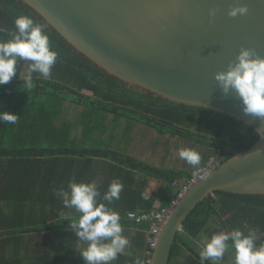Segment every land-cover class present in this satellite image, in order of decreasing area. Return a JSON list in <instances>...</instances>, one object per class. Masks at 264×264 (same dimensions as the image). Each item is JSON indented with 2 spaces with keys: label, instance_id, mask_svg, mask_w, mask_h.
<instances>
[{
  "label": "water",
  "instance_id": "95a60500",
  "mask_svg": "<svg viewBox=\"0 0 264 264\" xmlns=\"http://www.w3.org/2000/svg\"><path fill=\"white\" fill-rule=\"evenodd\" d=\"M108 75L157 97L230 116L255 130L264 119L245 114L234 91L214 74L242 47L264 57V0H18ZM245 15L230 16L236 4ZM215 9V15L209 10ZM220 162L190 185L161 227L149 264H169L185 219L216 191L264 194V138Z\"/></svg>",
  "mask_w": 264,
  "mask_h": 264
},
{
  "label": "trees",
  "instance_id": "16d2710c",
  "mask_svg": "<svg viewBox=\"0 0 264 264\" xmlns=\"http://www.w3.org/2000/svg\"><path fill=\"white\" fill-rule=\"evenodd\" d=\"M21 14L31 15L36 22L45 26L50 48L57 53V59L52 66L51 75L49 77L34 75L31 87L24 84V77H21L25 60L18 59L17 74L7 84L0 85V110L19 115L15 124L0 122V203L5 204H1L0 208V264H35L32 255L40 254L37 248H28L25 245L26 226L35 218L26 215H36L32 211V204H41L43 201L34 200L33 196L15 199L12 191L22 189L20 178L26 172L41 174V160L44 157L58 155L64 151L67 154L75 153L68 148L72 129L70 124H64L67 130L65 133L67 139L64 141L54 138L62 135L52 136L48 131L56 128L55 121L64 101L103 111L134 113L164 132L180 133L185 137H192L199 143L206 139L220 142L222 162L234 155V151L224 145L231 146L235 151H245L258 140L259 136L253 128L230 116L203 107L178 104L152 93L128 87L76 52L21 1L0 0V37L11 38L12 33L16 31L14 19ZM83 90L91 91L92 94H86ZM225 135L228 138H225ZM104 154L111 155L112 151H106ZM147 168L158 171L167 179L178 178L173 171L150 166ZM37 177L38 175L34 177L35 180ZM35 187V184H29L30 190ZM154 209L162 208H152L143 213ZM40 215L42 216L41 212ZM213 218L223 224L217 223L213 229L215 234L226 227L228 231L241 229L245 234L249 229H255L256 233H261L258 242L264 244V194L216 191L191 211L184 221L182 231L190 239H196L209 229ZM40 221L41 219L38 223ZM125 222L131 226H147L148 229L150 227L147 221L138 223L126 216ZM63 223L69 224L67 221ZM41 230L42 227L39 231ZM182 238L179 232L173 244L169 264H172V259L179 255L184 246L192 252L195 251L191 248V243L187 244L182 240L183 245H180ZM183 264L201 262L189 256Z\"/></svg>",
  "mask_w": 264,
  "mask_h": 264
},
{
  "label": "crops",
  "instance_id": "0c3cea01",
  "mask_svg": "<svg viewBox=\"0 0 264 264\" xmlns=\"http://www.w3.org/2000/svg\"><path fill=\"white\" fill-rule=\"evenodd\" d=\"M87 92L92 94L91 91ZM99 110L100 112H95V108L64 101L62 110L55 121L56 128L48 131L52 136L62 135V137L54 138L64 141L67 139L64 124H70L72 129L68 148L75 153L67 154L64 151L58 155L44 157L41 160V174L26 172L20 178L22 189L12 191L15 199L33 196L32 199L43 201L40 202L41 204H32V211L36 213L34 216H38L41 212L43 219L38 223L40 219L32 218V223L29 222L26 226L25 245L28 248H37L40 253L32 255L35 264H86L83 257L77 253L86 248L87 243L80 240L75 231L70 228V224L78 219L80 214L74 208L65 207L62 198L57 195L61 189L68 191L69 182L72 180L95 182L100 192V202L118 212L121 217L122 235L126 236L130 242L126 249L128 254L118 255L111 264H134V258L137 256L143 263L149 262L151 248L148 243L150 236L148 227L131 226L125 222V216L127 217L130 211L141 214L152 208L171 205L180 191V188L173 186L172 182L189 178L211 157H214L210 151L201 158L197 167H182L180 164L184 160L179 157V149L183 147L196 150L198 148L204 152L203 145L199 146L192 137H185L171 131L164 132L137 114ZM95 135L111 138V147L102 148L97 140L94 145H90ZM85 142L86 145H84ZM94 151L100 153H94ZM106 151H112V154H104ZM147 166L173 171L178 178H164L161 173ZM37 175L35 180L34 177ZM113 180L122 182L123 189L120 198L109 204L103 201L102 197ZM30 183L36 185L35 189H29ZM63 221L69 224L66 225ZM217 223L223 225L218 219L213 218L209 229L202 232L196 239H190L184 231H181L183 238L180 245H183L182 240L187 244L191 243V248L195 251L192 252L184 246L171 263L183 264L189 256L200 261V242L205 236L210 238L215 234L213 229ZM41 227L42 230L39 231ZM226 228L219 232H228ZM255 242L258 246L260 245L258 238H255ZM227 251L219 264H235V250L233 258L228 257ZM204 264H212V261H205Z\"/></svg>",
  "mask_w": 264,
  "mask_h": 264
},
{
  "label": "clouds",
  "instance_id": "9594fccd",
  "mask_svg": "<svg viewBox=\"0 0 264 264\" xmlns=\"http://www.w3.org/2000/svg\"><path fill=\"white\" fill-rule=\"evenodd\" d=\"M247 4L240 3L229 9V15H245ZM210 9V15H215ZM16 31L7 41L0 40V85L7 84L17 74L18 59L30 61L24 84L31 87L33 73L44 77L51 75L57 53L50 48L45 26L36 22L31 15L21 14L14 19ZM214 79L225 94L234 91L241 100L245 114L264 119V57L254 49L242 47L234 63L226 70L217 71ZM19 115L7 110H0V122L15 124ZM256 134L264 138V127H256ZM179 157L189 165L197 167L201 162L199 153L193 149L180 148ZM222 162V161H221ZM69 190L61 189L57 195L62 198L65 207L74 208L79 213L78 219L70 224L76 236L87 243L80 254L86 264H111L118 255L128 254L129 240L122 235L120 215L105 203L100 202V192L95 182H76L72 180ZM122 182L113 180L102 200L109 204L120 198ZM256 230L249 229L247 234L241 229L205 236L201 240L200 261H212L218 264L231 246L235 250V264H264V244L255 242ZM229 241L231 245H229ZM134 264H143L140 257L134 258Z\"/></svg>",
  "mask_w": 264,
  "mask_h": 264
},
{
  "label": "built area",
  "instance_id": "2783aa9c",
  "mask_svg": "<svg viewBox=\"0 0 264 264\" xmlns=\"http://www.w3.org/2000/svg\"><path fill=\"white\" fill-rule=\"evenodd\" d=\"M221 160H217L215 157H211L206 164L198 171H195L189 178H184L183 181L175 180L172 182L173 186L179 187L180 191L177 195V198L174 202L162 209H154L151 212L137 214L136 212L130 211L127 213V217L131 220L137 221L141 223L143 221H147L150 223L149 232L150 236L148 238V243L150 248H153L156 244L157 236L161 230V227L165 224L171 213L173 212L174 208L180 202V200L184 197V195L189 190L190 185L197 183L198 181L202 180L206 177L208 173L215 168ZM152 254L149 253L150 257ZM150 260V259H149Z\"/></svg>",
  "mask_w": 264,
  "mask_h": 264
},
{
  "label": "rangeland",
  "instance_id": "374dc122",
  "mask_svg": "<svg viewBox=\"0 0 264 264\" xmlns=\"http://www.w3.org/2000/svg\"><path fill=\"white\" fill-rule=\"evenodd\" d=\"M0 40L7 41L8 39L7 38L0 37ZM30 63H31L30 61H26V60L24 61V63H23V70L21 72V77H25V75L27 74V71H28V68H29ZM32 75H33V77H35L34 75L37 76V75H42V74H39V73L34 72ZM83 92H85L86 94H91V93L87 92L86 90H83ZM95 112H100V110L99 109H95ZM193 130H194V128H193ZM194 135L198 136L197 134H194ZM224 137L225 138H228L227 135H225ZM98 138H99V140H98ZM110 139L111 138H109V137H103L101 135H95L94 136V140H93L92 143H90V145H94L96 143L95 140H97L98 141V145L100 147H102V148L111 147V142L112 141ZM195 142L199 146H202L203 145V150H205L204 152H201L198 148L195 150V151H197L199 153V155H200L201 158H203V156L207 155L208 152L211 151L210 154H212L218 160H221L222 161V157L223 156H221V154H220V149L222 148L220 142H216V141L214 142L212 139H206V140L200 141V143H199V141H195ZM84 145H86V142L84 143ZM179 146H181V144H179ZM224 146L226 147L228 145H224ZM180 165L182 167H191V165H189L186 161H184ZM185 173L187 174L188 171L185 172ZM0 208H2L1 207V203H0ZM6 211L8 212V210H6ZM26 216L27 217H30V218L35 217L36 219H42L43 218V217L41 218V215L40 214L38 216H33V215H28L27 214ZM260 236H261V233H258V234H256V237L255 238L257 239ZM76 249L79 250L81 248H76ZM227 253H228L227 255H228L229 258H233V256H234V249L230 246L229 247V251H227ZM77 255H81L80 252H78ZM218 264H219V262H218Z\"/></svg>",
  "mask_w": 264,
  "mask_h": 264
}]
</instances>
